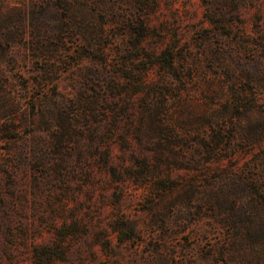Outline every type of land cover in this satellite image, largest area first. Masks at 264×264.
Wrapping results in <instances>:
<instances>
[{"label": "rangeland", "instance_id": "374dc122", "mask_svg": "<svg viewBox=\"0 0 264 264\" xmlns=\"http://www.w3.org/2000/svg\"><path fill=\"white\" fill-rule=\"evenodd\" d=\"M0 264H264V0H0Z\"/></svg>", "mask_w": 264, "mask_h": 264}]
</instances>
